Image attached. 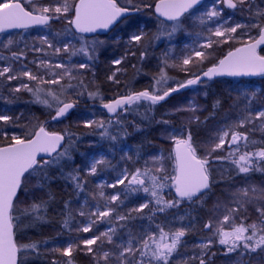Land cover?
Returning a JSON list of instances; mask_svg holds the SVG:
<instances>
[{"label":"snow or ice","instance_id":"6c2138e0","mask_svg":"<svg viewBox=\"0 0 264 264\" xmlns=\"http://www.w3.org/2000/svg\"><path fill=\"white\" fill-rule=\"evenodd\" d=\"M152 8L151 0H28L27 6L21 0H0V33L37 26L49 30L48 34L35 38L39 46L34 43L30 48L41 54V58L31 61L36 72L23 63L24 49L8 56L0 55V61H5L0 65V86L7 87L12 81L27 78L28 83L21 82L9 92L15 95L27 91L32 97L30 103L42 106L50 114L48 119L40 120L34 116L28 124L21 125L20 116L8 115L7 109H0V264H26L23 254L38 257L40 248L49 244L47 239L26 244L17 242L18 226L25 220H31L29 227L48 223V206L53 202L54 194L45 189L55 179L49 175V169L59 168L61 176L70 180L79 194L86 193L87 177L98 176L111 167L107 157L100 154L86 159L83 169L77 166L67 173L63 170L65 163L72 162L71 153L81 136L70 128L49 131L47 125L68 119L81 98L86 97L93 106L99 102L110 117L107 121L96 119L94 112H88L81 114L80 124L86 129L99 130L102 139L117 141L118 136L111 133L112 127L123 128L120 117L140 106L146 105L151 110L172 94L200 85L205 79L264 76V0H154L158 20L156 32L150 35L141 25L125 33L124 53L111 60L106 81L119 88L122 83L119 77L126 74L122 65L131 58L145 61L152 55L149 48L154 42L166 40L168 47L161 54L160 70L152 76L148 87L137 91L131 88L130 82H123V91H117L106 100L101 86L94 79L98 50L106 44L99 38L100 32L122 21H129V27H133L136 22L129 18ZM189 18L200 31L186 33L190 43L184 44L177 53L172 41L178 32L185 30V21ZM61 19L65 21V28L52 31V22ZM86 34L95 35L89 38ZM120 39L118 37L117 42ZM0 43L4 49H9L20 41L7 35ZM228 43L237 46L202 70L216 48ZM52 57L58 62L53 63ZM73 57H81L83 62L73 63ZM132 67L139 75L140 69L135 64ZM168 68L179 69L188 78L181 81L169 76ZM193 68L197 71L193 72ZM87 72L93 73V79L86 82ZM234 91L237 93L232 103L236 110L235 119L225 113L224 122L218 124L204 143L194 139L191 126L205 124L209 118L215 117V111L201 120L197 115L200 106L190 101L174 110L189 113L181 125L176 126L169 120L157 121L164 126L161 138L171 142V150L165 152L161 149L149 156L142 167L121 169L112 183L102 181L97 184L95 193L86 194L77 209L83 221L75 219L71 201H65L61 227L69 233L67 246H55L56 238H52L54 247L49 251L68 258L66 264H73L72 253L81 247L92 254L95 264H173L176 256L180 259L175 264H209L205 257L216 244L223 246V255L235 256L231 264H252L254 254L264 257V186L247 183L252 173H264V146L256 147L257 143L264 142L250 139L252 127L258 126L264 132V90L245 86ZM0 99L7 104L13 103L3 95ZM220 106L219 99L212 105L214 110ZM246 127L249 131L240 130ZM225 147V155H215ZM140 158L139 146L136 160L127 152L121 156L122 160L133 163ZM169 161L172 162L171 170L166 166ZM225 163L229 167L222 171L243 176L246 182L224 189L228 201L218 202L213 216L203 224V229L210 235L202 237L192 246L193 254L187 255L185 237L193 231L197 217L191 210H185L181 215L180 210L185 203L205 205L213 186L219 183L213 179L216 171L213 165ZM26 174L36 178L35 187L44 191L47 198L33 199L30 204L19 208L18 192ZM233 179L231 175L225 177L221 174V180ZM105 188L119 190L109 195ZM89 197L95 203L90 204ZM132 197H139L143 202L120 211ZM249 206H255L257 213V219L251 222L242 215ZM221 211L223 215L218 216ZM161 216L164 220L158 223L157 218ZM136 221L141 223L135 225L138 230L133 231L130 225ZM100 224L107 225L104 231H98ZM61 234L57 233V236ZM81 234L89 235L81 238ZM181 248H185L184 253ZM246 256L249 259L245 260ZM51 264L62 262L53 258Z\"/></svg>","mask_w":264,"mask_h":264},{"label":"trees","instance_id":"16d2710c","mask_svg":"<svg viewBox=\"0 0 264 264\" xmlns=\"http://www.w3.org/2000/svg\"><path fill=\"white\" fill-rule=\"evenodd\" d=\"M22 3H25L27 6L28 0H21ZM48 2V0H45ZM154 6V0H151ZM209 2V0H205ZM130 21L136 22L133 27H129V21H122L119 24L113 26L105 33H100L99 38L106 41V44L98 50V59L94 65L95 71V81L99 84L100 90L104 93L106 100L111 99L112 96L117 91H123L124 83L130 82V86L133 90H142L145 87H148L152 83V76L157 74L160 70V58L162 52H164L168 47V42L166 40L154 42V46L149 48V52L152 53L148 59L143 62H139L136 58H131L126 62L122 67L126 69V74L119 77L122 81L119 88L113 86L112 84L106 81L107 75L110 73L111 65L110 62L114 58H118L124 53L126 45L124 41L127 39L125 33L134 31L136 28L141 25L144 26V30L147 31L150 35L156 32L158 20L153 13V8L139 13L136 16L129 18ZM66 24L63 19L59 21H53L51 25V30L54 32L62 31L65 28ZM48 29L42 27H34L26 30H21L19 32H12L7 34L0 35V41L6 40L7 35H11L14 40L20 41L18 45L10 46L9 49H4L2 43H0V55L8 56L11 52H18L22 49L26 51V56L23 59V63L27 65L29 69L33 72H36L35 64L31 61L41 58V54L35 53L30 50L31 46L35 43L36 46H39L38 41L35 38L41 35L48 34ZM200 31L198 27L193 25V21H190V18L185 21V30L178 32L172 41L173 44L180 45L181 41L188 39L186 35L188 32L195 33ZM89 38L95 34H86ZM255 36V32H253ZM121 39L117 42V38ZM25 42L28 44V48L25 49ZM79 46V45H77ZM237 46L234 43H228L225 45H220L216 48L213 53L212 58H210L203 66L202 70H206L207 67H210L213 63H216L219 58H222L223 55L231 48ZM264 48V47H263ZM177 53L179 49L176 46ZM264 54V52H262ZM139 52L137 51V57ZM52 62H58L57 58L52 57ZM73 63L83 62L81 57H73ZM171 62V61H170ZM5 61H0V65L4 64ZM136 65L140 69V74L137 75L136 69L132 65ZM17 68L20 67L19 63L16 65ZM169 76L175 77L178 80H184L188 78L185 73L179 69L174 70L173 68L166 69ZM193 72H196L197 69L193 68ZM86 82L93 79V73L87 72L85 74ZM24 82L28 83L27 78H23L22 81H12L7 87L0 86V95L7 97L8 99L13 100V103L7 104L5 100L0 99V109H7L8 115L20 116L19 124L25 125L29 123L30 118L38 117L40 120L48 119L49 113L40 105L30 103L32 100L31 94L27 91H21L15 95L9 92L10 88H15L19 83ZM238 83H242L245 86L255 87L264 90V77L255 78V79H233V78H218L212 80H205L204 83L200 85H195L199 91L200 98L198 100L199 104L203 106L197 115L201 120H204L205 117H209V114L215 111V117L209 118L205 124L197 127L192 125V131L194 133V139L200 143H204L209 139V136L214 132L218 124L224 122L225 113H228L231 119H235L236 110L232 108L233 98L237 95L234 91L237 88ZM90 90L94 88L90 87ZM191 88L184 89L179 93L172 94L165 101H162L156 105L153 109L149 110L146 105L140 106L136 111L123 114L120 119L124 122L123 128L113 126L111 129L112 135H117V141H111L107 138L102 139L99 135V130L97 129H86L80 124L81 114L94 112L96 119H103L107 121L110 117L109 114L101 107H99V102L93 106L92 101L88 100L86 97L81 98L79 106L72 112L68 119L63 122H51L47 125L49 131H63L65 128H70V130L77 135L81 136V139L78 144H76L75 149L72 151L71 155L73 157L72 162H67L63 165V170L65 173L72 171L77 166H80L82 169L84 167L86 159L91 153H97L102 151L107 159L111 162V167L107 168L104 172H101L98 176L87 177L88 183L86 185V193H77L74 189L73 184L70 180H66L60 174L59 168L49 169V175L54 177L50 185L45 189V191H51L54 194V200L48 206L47 220L48 223H37L34 227H29L31 220H25L21 225L18 226L17 231V242L20 244L31 243L34 241H44L49 240L47 246H42L40 248L41 255L35 256L33 254L25 253L23 254L26 257V264H51L53 258L58 259L62 264H66L68 258L61 256L59 253H51L49 250L54 247L51 243L52 238H56V245L58 247L67 246L69 239V233L66 230H63L62 220L64 213V203L65 201H71L70 207L73 210V216L76 220L83 221V218L79 217L77 209L80 208V205L83 203L86 194H93L96 190V179L103 178L105 182L112 183L116 177L117 172L121 169L128 167L130 170L135 167H142L144 160L151 155L159 153L161 149L165 152H168L172 148L170 141L161 138V133L164 131V126L158 124L159 120H169L174 125L179 126L185 121L187 113L185 112H175L176 106H172L169 103L173 96L176 97L178 103L183 104L186 99L182 98ZM204 93H207L205 95ZM219 99L221 101V106L217 109H213V103ZM54 114V113H51ZM84 118H92L85 116ZM241 131H249V128L240 129ZM17 132L19 130L17 129ZM125 132L127 135H125ZM250 139L257 142H264V132L260 131L258 126L252 127L250 131ZM140 147L141 158L137 163L133 161L122 160L121 156L126 151L129 155L133 157V160H136V149ZM264 146L262 143H257L256 147ZM227 152V147L224 151H218L215 155L223 156ZM170 161L167 163V167L171 170ZM216 171L213 173V179L219 181V183L213 186L212 194L207 198V201L203 207L200 206H190L185 203L181 210L180 214H184L185 210H191L192 215L197 217L195 220V226L193 231L185 237L187 255H192V246L198 244L202 237L209 236L210 233L203 229V224L213 216L214 206L221 201H228L229 197L224 191L226 188L232 186H241L246 181L243 176H235L233 172H224L223 169H227L228 164H216L213 165ZM221 174L225 177L233 176L232 181L221 180ZM83 175V172L81 173ZM264 183V173L254 172L248 179L247 183ZM36 178L29 177L26 174V177L23 180L22 189L18 192L19 201L17 202V207L22 208L27 204H30L33 199L39 200L41 198H47L44 191H40L35 187ZM119 189L105 188L106 194H113ZM141 196L143 194H140ZM167 195V194H166ZM171 198V197H167ZM219 198V200H218ZM89 202L95 203L89 197ZM143 200L139 197H132L125 202V205L120 209V211H127L128 208L138 206L139 203H142ZM147 211V210H146ZM255 207L249 206L247 212L242 213L243 216L249 218V214H254ZM257 214V213H256ZM257 216V215H256ZM171 218V213L169 214ZM257 219V218H256ZM255 219V220H256ZM164 220V217H158L157 222ZM141 222H133L130 227H133V231L138 230L135 225H139ZM146 223V221L144 222ZM239 223V220H237ZM73 227L75 225L73 224ZM107 225L100 224L98 226V231H102ZM57 233H62L60 236H57ZM89 234H81V238H88ZM78 242V241H77ZM216 246V245H214ZM181 253L185 252V248H181ZM257 263H264V257H261L260 254H256ZM216 258V256H214ZM253 257H251L252 259ZM73 264H95L92 254L88 253L86 250L81 247L80 249L74 250L71 257ZM180 259L179 256L173 258V264ZM206 259V257H205ZM249 257L245 258V260Z\"/></svg>","mask_w":264,"mask_h":264},{"label":"rangeland","instance_id":"374dc122","mask_svg":"<svg viewBox=\"0 0 264 264\" xmlns=\"http://www.w3.org/2000/svg\"><path fill=\"white\" fill-rule=\"evenodd\" d=\"M190 21L192 22L193 20L190 18ZM186 43H190V38H188V39H184V40H182L181 41V43H180V45H177L176 44V46L178 47V49L180 50L183 46H184V44H186ZM174 70H176V68H173ZM239 88H243V87H245V85L244 84H242V83H238V85H237ZM191 88V90L189 91V92H187L185 95H183L182 96V98L185 100L186 99V101L183 103V104H180V103H178L177 102V100L179 99H177L176 100V97L175 96H173L172 97V99L170 100H168L169 101V103L173 106H176V108H179V107H182V106H186V105H188L189 104V102L190 101H192V102H194V103H196L197 105H199L200 106V108L201 109H203V106L201 105V104H199V102H198V100H199V98H200V95L198 94L199 93V91H198V89L196 88V87H194V86H192V87H190ZM186 113V112H185ZM189 115V113H187V116ZM186 116V117H187ZM185 117V118H186ZM126 152V151H125ZM100 154H103L104 155V153L102 152V151H99V152H97V153H91L89 156H88V159H90L93 155H96V156H99ZM157 154V153H156ZM105 156V155H104ZM169 164H171V166H172V162L170 161V163ZM102 181H104L105 182V180L103 179V178H101V179H96V184H99L100 182H102ZM251 184H255V185H258V186H264V183H254V182H251ZM115 193V192H114ZM113 193V194H114ZM227 201L225 200V201H221L220 203H226ZM255 206H252V208H254ZM218 216H222L223 215V212L221 211L220 213H218L217 214ZM257 214H256V211L254 212V214L252 215V214H249V218H248V222H251V221H253V220H255L256 218H257V216H256ZM106 229V227L102 230V231H104ZM201 241V240H200ZM199 241V242H200ZM198 242V243H199ZM223 252H224V248H223V246H220V245H218V244H216V246H213L210 250H209V252H208V254H207V256H206V260H208L209 261V264H231V262L235 259V256L233 255V256H225V255H223ZM212 253H215V255L214 256H216V258H214V256L212 255ZM253 258L251 259L252 260V264H255V263H257V256H256V254H254L253 256H252ZM245 258H247V256L245 257ZM244 258V259H245ZM255 262V263H254ZM259 264H264V263H259Z\"/></svg>","mask_w":264,"mask_h":264},{"label":"water","instance_id":"95a60500","mask_svg":"<svg viewBox=\"0 0 264 264\" xmlns=\"http://www.w3.org/2000/svg\"><path fill=\"white\" fill-rule=\"evenodd\" d=\"M153 12H154V7H153ZM156 15V14H155ZM39 27V26H37ZM21 30H26V29H14V30H9V32H16V31H21ZM107 31V30H106ZM102 32H105V31H101L100 33ZM0 34H4V33H0ZM264 46H262L263 48ZM264 76H260V75H257V76H243V77H228V76H225V77H214L213 79H218V78H233V79H255V78H263ZM206 80V79H205ZM182 91V90H181ZM106 111V110H105ZM107 112V111H106ZM108 114V113H107ZM110 115V114H109Z\"/></svg>","mask_w":264,"mask_h":264}]
</instances>
